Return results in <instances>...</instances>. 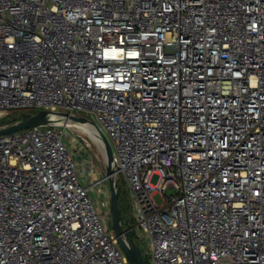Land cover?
Here are the masks:
<instances>
[{
	"label": "built area",
	"instance_id": "built-area-1",
	"mask_svg": "<svg viewBox=\"0 0 264 264\" xmlns=\"http://www.w3.org/2000/svg\"><path fill=\"white\" fill-rule=\"evenodd\" d=\"M22 107L97 123L151 264H264V0H0ZM62 119L0 135V264H129Z\"/></svg>",
	"mask_w": 264,
	"mask_h": 264
},
{
	"label": "water",
	"instance_id": "water-1",
	"mask_svg": "<svg viewBox=\"0 0 264 264\" xmlns=\"http://www.w3.org/2000/svg\"><path fill=\"white\" fill-rule=\"evenodd\" d=\"M58 116V117H54ZM63 117L73 120L90 123L99 133V140L103 148L105 161V175L107 177L109 189V208L111 218V228L116 236L119 248L125 254L129 264H147L143 261L139 245L132 239V233L127 232L123 225H127L129 220L122 219L121 211L118 203V191L115 181L114 164L112 163V146L100 127L92 120L86 117L70 115L64 111H53L47 109H39L36 113L29 115L24 119L14 121L13 123L0 126V135L24 130L40 124L62 123Z\"/></svg>",
	"mask_w": 264,
	"mask_h": 264
},
{
	"label": "rangeland",
	"instance_id": "rangeland-1",
	"mask_svg": "<svg viewBox=\"0 0 264 264\" xmlns=\"http://www.w3.org/2000/svg\"><path fill=\"white\" fill-rule=\"evenodd\" d=\"M39 109L35 107H22V108H14L8 111L6 114L0 115V126L10 124L5 123L7 120L10 119H18L20 120L22 116L26 114H33L34 112L38 111ZM4 122V123H3ZM78 122L81 121H70V125H73L72 129L68 128L66 131L65 137H63L64 142H66L69 146H71V137L77 136L76 133L80 132L84 135H86L91 140V146L88 149L83 148H75L74 147V154L78 157L79 162L82 164L84 162V157H87L90 159V161L93 163V171L91 172V175L87 176V183H93L95 182V179L99 176H101L102 172L105 169V161L103 156V151L101 147L94 142V140L91 137V134L87 131H82L81 126ZM84 123V122H81ZM74 146V145H73ZM89 169V166L86 165L85 169ZM86 176V174H84ZM117 184V191H118V203L119 208L121 211L122 219H128V225H123L124 229H127L129 226L133 224L132 219V210H133V200L131 197V193L129 190L128 183L125 179V177L122 174H118V176L115 179ZM151 183H155V180H151ZM107 184V182H106ZM108 186V185H107ZM99 188V185H95V190L93 191V197L96 200V205L98 210L102 211L104 215H106V220L108 221V225L111 228V218H110V208L109 204L106 203L105 205H101V202L103 201L101 196L97 193V190ZM174 192L173 189L167 188L162 193L169 195ZM153 198L155 199L157 204L163 203V197L160 195V193H155ZM108 204V205H107ZM135 242L139 245L142 257L145 261H147L148 264H151L150 260V254L147 253L148 245L146 241L141 240L139 238L135 239Z\"/></svg>",
	"mask_w": 264,
	"mask_h": 264
},
{
	"label": "bare ground",
	"instance_id": "bare-ground-1",
	"mask_svg": "<svg viewBox=\"0 0 264 264\" xmlns=\"http://www.w3.org/2000/svg\"><path fill=\"white\" fill-rule=\"evenodd\" d=\"M54 117L56 118L58 116H54ZM78 123L81 126V130L89 132L91 134V137L94 140V142H96V144H98L101 147L102 151H103V148L101 146V142L99 140V133L96 130V128H94V126H92V125H87L85 123H81V122H78Z\"/></svg>",
	"mask_w": 264,
	"mask_h": 264
},
{
	"label": "trees",
	"instance_id": "trees-1",
	"mask_svg": "<svg viewBox=\"0 0 264 264\" xmlns=\"http://www.w3.org/2000/svg\"><path fill=\"white\" fill-rule=\"evenodd\" d=\"M37 112V111H36ZM36 112H34V113H36ZM33 113V114H34ZM30 114H26V115H24V116H22L21 117V119H24V118H26V117H28ZM18 119H16V118H14V119H10V120H7L5 123H13L14 121H17ZM4 123V122H3ZM128 225V224H127ZM143 261L145 262V263H147V261H145L144 260V258H143ZM148 264V263H147Z\"/></svg>",
	"mask_w": 264,
	"mask_h": 264
},
{
	"label": "flooded vegetation",
	"instance_id": "flooded-vegetation-1",
	"mask_svg": "<svg viewBox=\"0 0 264 264\" xmlns=\"http://www.w3.org/2000/svg\"><path fill=\"white\" fill-rule=\"evenodd\" d=\"M125 230H127V232L129 233V230H128V228H127V229H125Z\"/></svg>",
	"mask_w": 264,
	"mask_h": 264
}]
</instances>
